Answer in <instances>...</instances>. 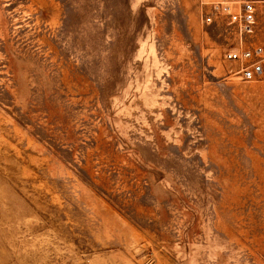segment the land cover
<instances>
[{
	"label": "rangeland",
	"instance_id": "374dc122",
	"mask_svg": "<svg viewBox=\"0 0 264 264\" xmlns=\"http://www.w3.org/2000/svg\"><path fill=\"white\" fill-rule=\"evenodd\" d=\"M214 1L0 0V264H264V76Z\"/></svg>",
	"mask_w": 264,
	"mask_h": 264
},
{
	"label": "built area",
	"instance_id": "2783aa9c",
	"mask_svg": "<svg viewBox=\"0 0 264 264\" xmlns=\"http://www.w3.org/2000/svg\"><path fill=\"white\" fill-rule=\"evenodd\" d=\"M261 4L264 9V0ZM211 5V11L205 14L204 21L210 23L213 14L219 15L225 19L230 31L238 36V45L225 52L222 58L238 63L233 72L243 80L263 77L264 41L254 40L258 23V3L253 0L214 1Z\"/></svg>",
	"mask_w": 264,
	"mask_h": 264
},
{
	"label": "crops",
	"instance_id": "0c3cea01",
	"mask_svg": "<svg viewBox=\"0 0 264 264\" xmlns=\"http://www.w3.org/2000/svg\"><path fill=\"white\" fill-rule=\"evenodd\" d=\"M223 1L228 2V1H235V0H223ZM257 1H263V0H257ZM261 8H262L261 6H258V12H259V13H258V14H259L258 21H259V27H260V28H263V27H262V26H263V21H262V18H261V16H260V13H261L260 10H261ZM259 27H258V25H257V29H258ZM257 29H256V33H257Z\"/></svg>",
	"mask_w": 264,
	"mask_h": 264
},
{
	"label": "bare ground",
	"instance_id": "6f19581e",
	"mask_svg": "<svg viewBox=\"0 0 264 264\" xmlns=\"http://www.w3.org/2000/svg\"><path fill=\"white\" fill-rule=\"evenodd\" d=\"M223 1V0H222ZM224 2H226V1H224ZM228 2H231V1H228ZM235 2H238V1H236L235 0ZM261 7H262V5H261ZM262 10H264V9H262ZM257 19H258V15H257ZM257 25H258V23H257ZM256 29H257V26H256ZM255 35H256V31H255ZM264 39V38H263ZM262 41H264V40H262ZM262 41H260V42H262Z\"/></svg>",
	"mask_w": 264,
	"mask_h": 264
}]
</instances>
